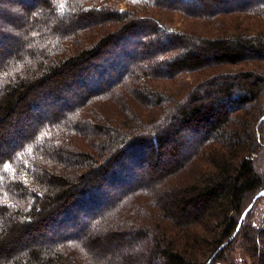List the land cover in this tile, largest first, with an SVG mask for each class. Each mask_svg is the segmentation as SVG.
<instances>
[{
	"label": "trees",
	"instance_id": "obj_1",
	"mask_svg": "<svg viewBox=\"0 0 264 264\" xmlns=\"http://www.w3.org/2000/svg\"><path fill=\"white\" fill-rule=\"evenodd\" d=\"M130 1L125 9L110 0H8L22 4L13 14L0 7V264H80L70 253L77 242L106 250L118 227L89 237L82 229H50L66 217L75 219L72 214L83 209L87 192L101 189L104 181L111 185L125 170L117 171L123 158L143 150L144 163L157 176L151 180L177 175L174 166L180 162L187 163L188 174L176 182L179 188L163 190L150 210V220L157 222L151 224L147 264H207L213 254L210 264H232L227 253L235 243L251 264H264V220L252 221L264 197V69L209 74L264 60V26L256 28L264 21V0H181L192 7L202 1V10L219 3L244 7L228 13L218 9L217 21L215 15L207 17L212 29L204 36L172 29L149 14L157 8L187 14L186 6ZM34 3L42 7L38 20ZM20 17L25 22L19 24ZM253 20L256 26L247 24ZM11 21L16 23L7 28ZM144 26L149 31L142 36ZM15 33L21 37L15 39ZM128 40L134 44L131 59L121 48ZM12 42L19 50H12ZM29 42L32 47L26 49ZM140 46L150 62H138ZM111 54H120L119 63L129 66L118 78L135 70L128 79L136 92L131 100L147 114L124 116L117 128L106 131L103 116L90 118L85 108L99 101L93 95L108 93L100 88V66L113 63ZM97 68L94 78L86 76ZM72 87L83 88L78 100L65 96ZM86 128L88 134L110 136L92 147ZM183 133L192 144L179 140ZM183 150L188 154L182 159L165 163V155H183ZM129 182L121 184L122 196L133 188ZM91 211L82 228L91 224ZM142 232L135 237L147 234ZM82 255L87 257L84 249Z\"/></svg>",
	"mask_w": 264,
	"mask_h": 264
},
{
	"label": "rangeland",
	"instance_id": "obj_2",
	"mask_svg": "<svg viewBox=\"0 0 264 264\" xmlns=\"http://www.w3.org/2000/svg\"><path fill=\"white\" fill-rule=\"evenodd\" d=\"M128 1L129 0H110L111 3H113L114 5L117 6V8L120 9H125ZM167 1L169 4L173 2L169 6H173L175 4L186 6L187 14L181 15L179 13H174L171 12V10H169L168 8H167L168 10L159 9V8L152 9L149 10V14H152L154 17L158 18L159 21L164 22L172 29L181 28V29L192 30L194 32H199L201 36L206 35L207 31L209 29H212L211 25H209V22L206 20L207 17L212 18L213 16L211 15H215V17H213L215 18V21H217V19L220 18L219 17L220 13L218 9H221L228 13L231 9L241 10V8H244L241 5L235 7L234 5H229L227 3H219L220 5L217 6L216 8L214 7L208 9L205 8V10H202L201 5L205 7V3L202 1L193 2L194 7L189 6V4L180 3L181 0H167ZM253 1L254 0H250L249 1L250 3L248 4H251ZM0 7L10 9L11 13L13 14L15 12L21 11L20 7H22V4H20L19 2L15 4H11L8 3V0H0ZM41 10L42 7L34 3V6L32 7V12H34L33 14L36 15L34 19L38 20L42 17L39 14ZM1 16H3L2 13H0V17ZM232 17H234V15L230 17L231 20ZM17 22L20 24L25 21L23 20L22 17H20L17 20ZM253 22H254V26H256L255 20L248 21V23L247 22L246 23L250 25L249 23H253ZM260 22L261 23L256 26L257 29H259L261 26H264V21L260 20ZM15 23L16 21H11V22H7L4 25L7 26V28H12ZM1 26L3 25H0V27ZM20 28H23V26ZM148 31H149V26H144L142 29V36L147 35ZM19 37H21V33L18 34L15 33V39ZM30 46L32 47V45L29 42L28 46L25 47L27 49ZM133 46L134 44L132 40H128L124 42V45L121 46V48H124L129 52V57H127L128 54L125 56L128 59H131V57L133 56V54H131ZM10 47L12 48V50L14 47H15L14 50H19L18 49L19 45L18 44L16 45L14 42L10 44ZM143 49L144 47H141V53H140L141 56L137 58L138 62L140 63L150 62L151 57L144 55L145 51ZM108 56L111 57L113 63L105 62V63H101L100 66L101 68H103L100 78L101 79L100 88H107L108 93L106 92L107 90L104 89V91H101L102 93L100 92L101 94L98 93L93 95V100H99V101L85 108V111L88 114V117L90 118L97 117L98 115L101 117L103 116L104 126L106 127L105 129L106 131L109 130L110 128L111 129L117 128L116 126H118L125 119V117H129L131 119H134V117L145 118L147 114L142 104L138 103L137 100H131L133 96H136V92L133 91L134 86L133 88H129L130 86L128 79L130 78L131 75L134 74L135 70L132 71L131 73L123 74L122 77L118 78L117 77L118 72H121L127 68L125 65H121L119 63V61L121 60V58L123 59V57L120 54H111ZM100 57H102V55ZM253 67H256L257 69H261V70L264 69V60L253 61L251 63L245 64L244 66L232 67L222 70L219 69V71L218 70L210 71L209 74L221 73V72L223 73L224 70L225 71L231 70V72L237 73V72H242L244 70L247 71L249 68H253ZM97 71L99 72L98 68L93 69L91 72H88L87 73L88 75L86 76L94 78V76H96V74L98 73ZM110 76L112 77L110 78ZM115 78H118L117 81H114L113 84H111L110 82L113 81ZM200 80H202V78H198L197 82ZM87 84L88 83H86V86H88ZM154 84H158L156 86H160V88H164L166 90H171L173 88H176V85L174 83H154ZM82 91H83L82 87L79 88L72 87L67 91L65 96L68 99L72 98L73 100H78V97L76 96ZM101 95H105L104 96L105 99L101 100L97 98L98 96ZM125 98L127 99L123 100ZM62 104L63 103H61V105ZM168 106H170V103H168ZM54 109L55 107L52 108V110ZM125 109H127V113H129L128 116L126 115V112L125 114L123 113ZM84 116L87 115L84 114ZM107 117L109 118L108 124L112 125L110 127L107 124V119H106ZM92 120L95 121L96 119L95 120L92 119ZM88 131L89 130L86 128L85 135L88 137L89 144L92 145V147H96L97 143L100 144L101 139H105L110 136L108 132L105 134L104 137L103 136L99 137L96 133L93 132L88 134ZM178 138L179 140H186L187 142H190L189 144H192L191 141L188 140V137L186 138L185 133L178 135ZM185 148L187 149L188 147ZM182 153L183 155L178 154L175 157L170 155H165L164 156L165 163L173 162L174 159L176 160L182 159V157L188 154V151L183 150ZM146 154H147L146 150L139 152L134 151L133 153H129V155L123 158L121 165L117 168V171L123 168H125V170L119 171V175L115 177L114 181H111V185L109 184L110 183L109 181H104L102 183L101 189H98L97 191L91 190L87 192V195H89V197L86 198L83 205V209H81V211L78 210L72 214V216H75V219L74 218L70 219L66 217L61 221L62 223L59 224V226H55L50 229L51 232L52 231L71 232L73 230L76 231L82 229L83 230L82 232H84L86 236L89 237V236H98V235L104 236L108 230H115L116 227H118L116 231L119 232V235H117V237H115L114 239L108 241V243L105 245V247L107 248L106 250L90 249L89 247L87 248L85 246V242H83L81 245L79 242H77L74 249L70 248V253L72 252L77 256L80 264H90V263L91 264H126L125 260H130V264L148 263L149 258L146 252L150 251V248L152 247L150 238L152 237L154 232L153 231L154 224L153 226H151V224L153 220L157 222V219L155 218L150 220L151 217L149 214L150 210H152V208L153 209L155 208L153 204L159 203L160 194L162 193L163 190L176 189V187H178V184H176V182L180 180H184L185 178L188 177V174H186V171H184L186 170L185 168L187 166V163L179 161L181 163V166L179 165L174 166L177 175L170 176L169 179L168 178L161 179L162 181L161 180L158 181L157 179L151 180L153 176H155V178L157 176L155 172H153L155 169H152V167H148L147 164L144 163V160L147 157ZM142 156L143 158L139 160V158ZM175 172H173L172 175H174ZM127 182H129L128 183L129 186L130 187L132 186L133 188L127 194L122 196L120 194L121 193L120 188L122 187L121 184L122 183L126 184ZM104 192L106 193L104 194ZM109 194H112L114 198L111 197V199L109 200L110 198L108 197ZM90 210L94 212L92 215L88 214V218L91 219V224L87 223L85 225V228H82L81 221L84 219L83 217H86L85 215H87V213ZM263 220H264V197H262L258 201L255 208V213L253 214V218H252V221H254L256 224H260ZM147 225H149V227H146ZM122 230L126 231L124 235H120V233L123 232ZM141 230L142 231L146 230L147 234H144L145 236L142 235L143 237L140 235H137L135 237V234L138 231L144 233ZM83 249L84 251H86L87 257H84L82 255ZM240 251H242V249L238 246V243L233 244V246L227 253V255H229L228 260L231 261L232 264H251L252 261L249 260L247 257L243 256ZM203 259L205 260L206 257L204 256V258H200L199 260H203ZM223 264H227V262Z\"/></svg>",
	"mask_w": 264,
	"mask_h": 264
},
{
	"label": "water",
	"instance_id": "obj_3",
	"mask_svg": "<svg viewBox=\"0 0 264 264\" xmlns=\"http://www.w3.org/2000/svg\"><path fill=\"white\" fill-rule=\"evenodd\" d=\"M259 195H260V194H259ZM259 195H258V196H259ZM256 198H257V196H256ZM256 198H255V199H256ZM254 201H255V200H254ZM250 207H251V205L249 206V208H250ZM244 216H245V213L243 214L242 218H243ZM237 230H238V229H237ZM233 236H234V235H233ZM224 245H225V244L221 245V246L218 248L217 252H218L220 249H222V248L224 247ZM215 253H216V252H215ZM214 255H215V254H213V256L210 258V260L207 262V264H209V263L211 262V260L213 259Z\"/></svg>",
	"mask_w": 264,
	"mask_h": 264
}]
</instances>
